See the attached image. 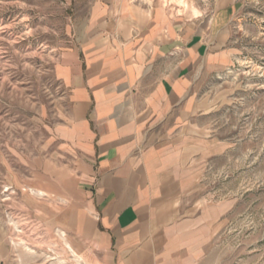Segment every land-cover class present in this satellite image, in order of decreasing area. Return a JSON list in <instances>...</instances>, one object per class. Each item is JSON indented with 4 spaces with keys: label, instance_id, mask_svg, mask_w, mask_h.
Listing matches in <instances>:
<instances>
[{
    "label": "crops",
    "instance_id": "1",
    "mask_svg": "<svg viewBox=\"0 0 264 264\" xmlns=\"http://www.w3.org/2000/svg\"><path fill=\"white\" fill-rule=\"evenodd\" d=\"M76 44L54 65L68 106L53 138L73 157L69 227L86 264H183L221 205L194 195L199 85L231 56L227 7L210 17L139 0H76Z\"/></svg>",
    "mask_w": 264,
    "mask_h": 264
},
{
    "label": "rangeland",
    "instance_id": "2",
    "mask_svg": "<svg viewBox=\"0 0 264 264\" xmlns=\"http://www.w3.org/2000/svg\"><path fill=\"white\" fill-rule=\"evenodd\" d=\"M139 1L188 18L227 7L230 59L198 87L210 145L193 195L221 215L187 263L264 264V0ZM85 14L76 0H0V264H86L69 227L73 157L53 138L68 106L54 65Z\"/></svg>",
    "mask_w": 264,
    "mask_h": 264
},
{
    "label": "bare ground",
    "instance_id": "3",
    "mask_svg": "<svg viewBox=\"0 0 264 264\" xmlns=\"http://www.w3.org/2000/svg\"><path fill=\"white\" fill-rule=\"evenodd\" d=\"M195 12V11H194ZM196 13V12H195Z\"/></svg>",
    "mask_w": 264,
    "mask_h": 264
}]
</instances>
